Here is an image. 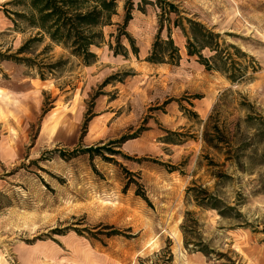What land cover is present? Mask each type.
Listing matches in <instances>:
<instances>
[{
  "label": "rangeland",
  "instance_id": "374dc122",
  "mask_svg": "<svg viewBox=\"0 0 264 264\" xmlns=\"http://www.w3.org/2000/svg\"><path fill=\"white\" fill-rule=\"evenodd\" d=\"M127 1L84 62L0 0V264L264 263V0Z\"/></svg>",
  "mask_w": 264,
  "mask_h": 264
},
{
  "label": "trees",
  "instance_id": "16d2710c",
  "mask_svg": "<svg viewBox=\"0 0 264 264\" xmlns=\"http://www.w3.org/2000/svg\"><path fill=\"white\" fill-rule=\"evenodd\" d=\"M14 2L17 6H20L21 9L12 12L7 10L5 11L7 15H5L17 29L19 28V23H24L28 28L35 30L34 36L27 39L18 49L17 53H22L30 44L41 41L44 36H47L51 41L68 47L72 53L80 56L84 62H89L91 58H94V54L90 52V47L98 44L102 40V27L110 24V19L112 15L115 14L116 8V0H14ZM159 3V16H166L168 19L170 14L175 12L176 7L165 0H160ZM131 9L132 4L131 0H129L126 3L125 17L123 20V26L125 27L131 19ZM9 14H12L13 17ZM160 22L161 21H159L158 29L159 35L163 29ZM172 26L175 28L177 27V22L175 20L172 22ZM195 26H198L201 31H203L202 36L209 39L201 43V45L198 44V46H200V48L208 46L216 50L218 54L217 48L219 46L217 42H213V44L210 42L212 39H217L218 35L213 34L196 22ZM158 39L159 36L157 37L155 47H153V51L149 57V60L153 62L163 61L161 58H157V52L155 53L154 51L158 45ZM187 41V55L192 56L197 53V45L191 42L190 38ZM164 43L169 46L172 54L178 55V48L173 46L170 28L167 29V40ZM133 51H136V49L134 48ZM0 56L5 59L13 57L15 60L29 61L28 58H19L13 54L3 55L0 53ZM198 57L207 69H211L212 64H209L208 59L204 58L201 54H198ZM222 70L225 71V68ZM233 77L231 72L230 78ZM101 150V147H86L73 150L72 153L100 154ZM183 231L185 232L184 227ZM202 249L204 250V248Z\"/></svg>",
  "mask_w": 264,
  "mask_h": 264
},
{
  "label": "crops",
  "instance_id": "0c3cea01",
  "mask_svg": "<svg viewBox=\"0 0 264 264\" xmlns=\"http://www.w3.org/2000/svg\"><path fill=\"white\" fill-rule=\"evenodd\" d=\"M137 22V19L135 18L134 21H133V24ZM257 264H260V263H257ZM264 264V263H262Z\"/></svg>",
  "mask_w": 264,
  "mask_h": 264
}]
</instances>
